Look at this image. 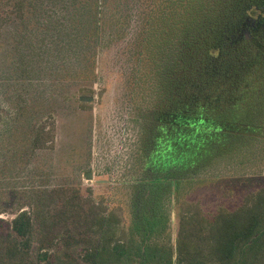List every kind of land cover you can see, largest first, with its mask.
<instances>
[{"label": "rangeland", "instance_id": "obj_1", "mask_svg": "<svg viewBox=\"0 0 264 264\" xmlns=\"http://www.w3.org/2000/svg\"><path fill=\"white\" fill-rule=\"evenodd\" d=\"M88 2L0 0V264H43L45 251L48 264H90L82 252L99 215L132 223L141 131L158 97L137 52L155 12L177 1L102 0L95 55L90 26L72 21ZM263 128L180 183L167 232L154 237L160 251L171 247L175 260L187 239L193 249L208 235L190 221L197 210L212 218L264 187ZM22 210L33 227L29 247L16 249L11 222Z\"/></svg>", "mask_w": 264, "mask_h": 264}, {"label": "trees", "instance_id": "obj_2", "mask_svg": "<svg viewBox=\"0 0 264 264\" xmlns=\"http://www.w3.org/2000/svg\"><path fill=\"white\" fill-rule=\"evenodd\" d=\"M176 1L167 12H155L137 52L158 97L141 131L144 173L132 187V223L126 227L114 212L99 215L98 232L82 262L264 264V187L212 218L197 210L190 221L208 235L192 243L193 249L188 239L178 242L175 260L171 247L160 251L154 242L159 232H167L180 183L195 179L216 157L262 130L264 119V0ZM72 21L90 26L86 39L95 55L102 0H89ZM32 227L27 210L13 218L16 249L29 247ZM48 255L41 253L43 264Z\"/></svg>", "mask_w": 264, "mask_h": 264}, {"label": "water", "instance_id": "obj_3", "mask_svg": "<svg viewBox=\"0 0 264 264\" xmlns=\"http://www.w3.org/2000/svg\"><path fill=\"white\" fill-rule=\"evenodd\" d=\"M82 99H83V100H92V97H83ZM91 177H92L91 172H88V174H87V178H91Z\"/></svg>", "mask_w": 264, "mask_h": 264}]
</instances>
